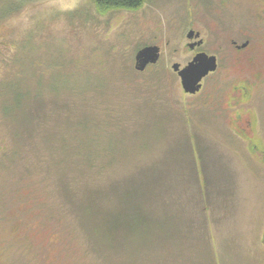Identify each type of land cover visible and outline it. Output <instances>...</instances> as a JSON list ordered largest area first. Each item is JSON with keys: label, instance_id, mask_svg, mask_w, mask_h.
<instances>
[{"label": "rangeland", "instance_id": "374dc122", "mask_svg": "<svg viewBox=\"0 0 264 264\" xmlns=\"http://www.w3.org/2000/svg\"><path fill=\"white\" fill-rule=\"evenodd\" d=\"M190 29L219 59L195 97L172 69L192 60ZM149 46L159 61L138 71ZM242 81V121L254 118L264 149V0H146L105 15L93 0H0V264H264V153L226 103ZM156 170L180 174L168 196L179 235L98 252L70 196Z\"/></svg>", "mask_w": 264, "mask_h": 264}, {"label": "trees", "instance_id": "16d2710c", "mask_svg": "<svg viewBox=\"0 0 264 264\" xmlns=\"http://www.w3.org/2000/svg\"><path fill=\"white\" fill-rule=\"evenodd\" d=\"M93 1L97 12L105 15L118 10H138L146 0ZM170 161L175 166L180 165L174 157ZM158 170L154 171V174L145 171L139 175L132 174L126 178L125 183L116 179L106 192L101 190L87 193L84 198L77 199L75 196L73 199L70 196V205L79 215L82 224L95 232L99 231L95 235L99 241L94 243V247L99 248L98 252L108 254L111 246L116 248L125 238L154 241L158 232L164 236L179 235L178 229H175L178 228L175 225L176 218L170 217V205L168 206L169 198L172 201V191H175V185L171 182V173L176 175L179 173L169 170L166 177L165 173ZM176 179L178 184L179 178ZM168 181L171 182L170 185ZM65 191L68 199L67 189ZM104 198L113 199L110 201L114 209L110 214L104 213L98 206L99 201ZM159 204L165 212L157 213ZM92 237L94 238V235Z\"/></svg>", "mask_w": 264, "mask_h": 264}, {"label": "flooded vegetation", "instance_id": "af4514ba", "mask_svg": "<svg viewBox=\"0 0 264 264\" xmlns=\"http://www.w3.org/2000/svg\"><path fill=\"white\" fill-rule=\"evenodd\" d=\"M191 31L195 32L194 37L190 40L188 39V33H190ZM186 37L188 39V43H186V47H187V51L188 53H191L193 55L192 60L190 62L193 61V59L200 53H205L202 50V47L205 45V40L202 37V33L198 30L195 29H190L188 31ZM197 34H199V36H197ZM233 46L235 47L236 53L237 54H243L246 50H248L249 48V42H246L245 44H243L242 46H238L236 42L232 43ZM191 45H193V47H191ZM161 53V52H160ZM207 54V53H205ZM208 55V54H207ZM209 56H213V55H209ZM216 57V56H215ZM217 58V70L219 67V59ZM251 58H244V61L250 60ZM190 62L188 64H190ZM187 64V65H188ZM151 66V65H150ZM149 67V66H148ZM147 67V68H148ZM186 67V66H185ZM181 68V67H180ZM182 69V68H181ZM217 70L215 72L210 73L207 77H205L203 80H205L206 78H208L209 76H211L212 74L216 73ZM174 71V70H173ZM175 72V71H174ZM177 73V72H175ZM178 74V73H177ZM179 76V75H178ZM203 82V81H202ZM182 87V85H181ZM249 82L247 81H242L241 83H239L238 85H234L232 88V96L231 98L226 102L228 107L230 109H236L235 111V118L237 120H239L240 122H242L243 126L245 128H240L238 129L236 127L235 121L233 120V117H231V121H230V126L234 129L235 133L238 135L239 138L243 139V140H248L249 144H251L250 150L252 152H257V153H264V149H262L261 146H259V144H256V140L253 139L252 133H254V126L253 125V121L254 118H250V120L248 121H242L243 120V113H247L243 106L247 105L251 99V93L249 91ZM204 87L202 84V88L199 92H197L196 94H187L184 92L183 88V92L184 95L186 96H191V97H195L198 96L202 91H203ZM248 114V113H247ZM253 120V121H252ZM263 244H264V238H263Z\"/></svg>", "mask_w": 264, "mask_h": 264}, {"label": "water", "instance_id": "95a60500", "mask_svg": "<svg viewBox=\"0 0 264 264\" xmlns=\"http://www.w3.org/2000/svg\"><path fill=\"white\" fill-rule=\"evenodd\" d=\"M194 35L195 32L191 31L187 37L191 40ZM160 54V48L158 46L143 48L137 53L135 58L136 70L143 72L148 66L155 65L159 61ZM217 66V58L215 56L200 53L186 67L181 69L179 64H174L172 69L178 73L184 92L187 94H196L202 88L203 79L210 73L215 72Z\"/></svg>", "mask_w": 264, "mask_h": 264}, {"label": "clouds", "instance_id": "9594fccd", "mask_svg": "<svg viewBox=\"0 0 264 264\" xmlns=\"http://www.w3.org/2000/svg\"><path fill=\"white\" fill-rule=\"evenodd\" d=\"M65 7H74V5H69V6H65Z\"/></svg>", "mask_w": 264, "mask_h": 264}]
</instances>
